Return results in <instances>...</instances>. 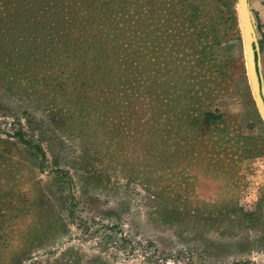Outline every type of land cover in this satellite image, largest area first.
<instances>
[{"label":"rangeland","instance_id":"1","mask_svg":"<svg viewBox=\"0 0 264 264\" xmlns=\"http://www.w3.org/2000/svg\"><path fill=\"white\" fill-rule=\"evenodd\" d=\"M0 264H264L236 0H0Z\"/></svg>","mask_w":264,"mask_h":264},{"label":"water","instance_id":"2","mask_svg":"<svg viewBox=\"0 0 264 264\" xmlns=\"http://www.w3.org/2000/svg\"><path fill=\"white\" fill-rule=\"evenodd\" d=\"M245 46L248 78L258 112L264 122V81L260 71V47L251 18L249 0H236Z\"/></svg>","mask_w":264,"mask_h":264},{"label":"trees","instance_id":"3","mask_svg":"<svg viewBox=\"0 0 264 264\" xmlns=\"http://www.w3.org/2000/svg\"><path fill=\"white\" fill-rule=\"evenodd\" d=\"M109 0H107V2H108ZM227 13H229L230 14V12H227ZM230 16H231V14H230ZM222 17H224V16H222ZM117 26V25H116ZM122 27L120 28V29H118V33H119V35H118V37H117V39L119 38V36H120V34H121V36L123 37V39L128 43V45H129V47L130 48H133V49H135L136 48V44H135V42H136V36H135V34H136V32H135V28L134 27H132L131 25H121ZM114 33H115V31H114ZM116 36V35H115ZM113 38H115V37H113ZM119 40L120 41H122L120 38H119ZM160 45V49L162 50V48L163 49H165L166 48V50H167V48H168V44H165L163 41H162V44H159ZM165 45H166V47H165ZM162 47V48H161ZM169 54H173L174 55V51H173V46H171L170 48H169ZM128 54L126 55L127 57H130V56H132V53H133V51L131 50V51H129V52H127ZM141 58V57H140ZM150 58V56H146V57H144L143 58V61H145V64H147L149 67H150V63H149V61H148V59ZM145 59V60H144ZM165 59L166 58H164V59H162V61H165ZM159 60V59H158ZM177 60V59H176ZM176 63H179L178 61L176 62ZM94 67V64L92 65V67L91 68H93ZM208 118H213V116H207ZM205 122H208V120H206ZM17 138H18V141L21 143V144H24V145H28L29 147H34V149L36 150V151H39L40 153H41V155L44 157V154H43V152H42V150H41V148L38 146V145H36V144H33V143H31V142H29V141H26L25 139H24V136L22 135V133H18L17 134V136H16Z\"/></svg>","mask_w":264,"mask_h":264},{"label":"crops","instance_id":"4","mask_svg":"<svg viewBox=\"0 0 264 264\" xmlns=\"http://www.w3.org/2000/svg\"><path fill=\"white\" fill-rule=\"evenodd\" d=\"M250 4V3H249ZM250 6V5H249Z\"/></svg>","mask_w":264,"mask_h":264}]
</instances>
